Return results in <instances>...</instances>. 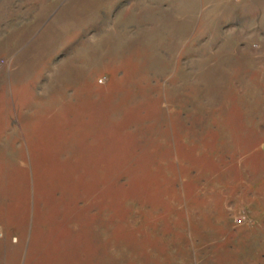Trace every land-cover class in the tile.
I'll return each instance as SVG.
<instances>
[{"label": "rangeland", "instance_id": "obj_1", "mask_svg": "<svg viewBox=\"0 0 264 264\" xmlns=\"http://www.w3.org/2000/svg\"><path fill=\"white\" fill-rule=\"evenodd\" d=\"M0 264H264V0H0Z\"/></svg>", "mask_w": 264, "mask_h": 264}]
</instances>
